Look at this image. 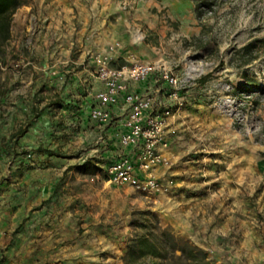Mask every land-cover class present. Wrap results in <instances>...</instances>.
<instances>
[{
	"label": "rangeland",
	"instance_id": "1",
	"mask_svg": "<svg viewBox=\"0 0 264 264\" xmlns=\"http://www.w3.org/2000/svg\"><path fill=\"white\" fill-rule=\"evenodd\" d=\"M31 1L26 0L15 13L12 36L5 46V56L0 59V80L2 88H7L6 95L0 100V127L3 128L2 133L5 132L0 141V202L3 199L1 192L9 194L12 201L22 199L18 192L23 188L22 180L14 179L18 172L41 171L55 177L65 171L69 179L64 186V199L67 203L71 199L81 200L79 216L82 219L74 221L73 226L83 228L87 222L83 216L90 214L88 219L94 226V233L83 232L81 235L106 236L111 241L106 250L121 256L122 264H128L130 247L144 236L159 244L163 257H143L138 264L155 261L192 264L188 257L193 255L189 250L183 255L181 246L184 241L180 239L204 250L208 259L217 264L211 250L199 246L167 223V214L159 205L161 198L157 193L172 187L174 181L172 178L169 180L168 172L161 174L158 169V182L164 186L159 191L114 182L111 164L125 153L122 152V143L114 144L113 131L107 132L104 141L99 139L97 132V135H90L87 142L82 125L73 122L71 115H61L63 104L52 103L57 99L55 86H47L44 81L57 78L69 66L62 61L65 54L55 46L59 40L54 37V42L48 44L43 36L53 18L39 17L37 9L29 13L21 9ZM112 2L113 9L117 5L118 8L110 15L113 39L105 51L112 45L117 46L111 62L113 67L133 58L156 66L151 76L154 74L157 80L158 100L162 98L163 103L158 102L155 107L162 113L166 133L172 140L171 148L182 151L185 157L206 155L211 151H201L197 146L191 151L183 148L189 143L200 145L203 141L232 138L226 131L231 126L238 134L234 138L256 143V156L249 161V167L242 163L245 159L233 163L232 156L223 163L216 161L214 167L219 175L232 171L253 179L249 182L253 187H246L250 191L255 190L252 199L260 204L258 193L264 191V45L258 40L264 38V0H214L212 9L205 11L202 19L197 16L194 0L185 7H180L178 0H142L137 14L133 8L137 0ZM119 12L125 13L124 16ZM194 30L197 31L193 33ZM252 41L259 45L261 56L242 66L240 50ZM76 53L74 49L71 52L73 55ZM166 69L187 84L178 101L169 97L173 86L162 77ZM244 71L256 80L255 83L248 82ZM205 76L207 80L201 81ZM33 78L35 81L31 83ZM139 83L133 82L132 88L142 94L148 92L137 88ZM199 99L205 103L207 111L189 105L190 101L196 103ZM33 104L39 105L42 114L46 109L52 113L41 121L35 116L29 118L27 112ZM14 111L17 113L15 117L11 114ZM22 123L35 128L29 135L30 142L35 140L39 143L43 139L44 149L49 148L57 156L40 159L39 146L19 143V139L13 141L11 132ZM201 127L205 129L201 130ZM129 150L128 156L136 155L134 147ZM77 206L73 207L75 211ZM257 218L264 221V214ZM71 234L68 232L65 242L70 243Z\"/></svg>",
	"mask_w": 264,
	"mask_h": 264
},
{
	"label": "crops",
	"instance_id": "2",
	"mask_svg": "<svg viewBox=\"0 0 264 264\" xmlns=\"http://www.w3.org/2000/svg\"><path fill=\"white\" fill-rule=\"evenodd\" d=\"M137 1V7L133 6L134 14L139 13L141 8L142 0ZM178 4L185 7L192 3L191 0H178ZM113 6L112 0H32L21 8L26 13L37 9L39 17L53 18L43 36L48 44L54 42V37L59 40L55 46L65 54L62 61L69 68L59 73L57 78L45 79L44 84L55 86L54 92L64 105L61 115L69 116L72 112V121L80 123L81 129L86 131L87 142L88 137L97 135V132L99 139L104 141L107 132L112 130L116 140L114 144H118L125 130L127 110L122 105L116 107V121L112 125L101 126L90 116L95 94L105 87L98 78L99 65L95 56L104 52L112 42L110 15L118 5L114 9ZM119 13L122 16L125 14ZM114 35L116 37V33ZM73 49L77 52L74 55L71 54ZM154 77L153 74L150 80L140 82L136 87L156 92L157 80ZM34 81L35 78L30 82ZM190 98L192 100L193 97ZM68 102L74 106L72 111L66 105ZM190 102L191 107L195 105L208 110L202 99ZM49 113L52 112L46 109L35 119L41 121ZM11 114L13 117L17 115L16 111ZM27 115L31 117L29 112ZM2 129L0 127V141L5 134ZM204 129L201 127V130ZM32 131L35 128L29 127L18 142L29 143L33 147L44 146L43 139L39 143L28 140ZM226 131L232 138L203 141L200 145L189 143L183 148L191 151L197 146L201 151H211L199 157H185L182 151L171 148L172 140L166 133L168 143L159 150L169 159V164L159 169L161 174L168 172L169 180L172 178L174 183L170 189L157 193L161 198L159 205L167 214V223L174 225L199 246L211 250L217 264H264V221L257 218L264 214V191L258 193L261 199L257 205L252 199L255 190L250 191L246 187H253L249 185L253 179L232 171L224 172L222 177L224 173L219 175L214 167L216 161L223 163L231 156L233 163L245 159L242 163L249 167V161L256 156V143L234 138L238 134L231 126ZM122 147V152L129 154L131 147ZM48 155L41 152L39 157L50 159L53 155L57 156ZM14 179L22 180L23 188L18 191L22 199L12 201L9 194L1 192L0 264H122L121 256L106 250L111 242L106 236L81 235L83 232L94 233V226L88 219L90 214L83 216L87 221L83 228L73 226L74 221L82 219L79 216L81 200L71 199L67 203L63 197L66 195L64 186L69 179L68 172H59L53 177L47 172L24 170L18 172ZM75 206L78 207L76 211L73 209ZM70 231L72 240L65 242Z\"/></svg>",
	"mask_w": 264,
	"mask_h": 264
},
{
	"label": "built area",
	"instance_id": "3",
	"mask_svg": "<svg viewBox=\"0 0 264 264\" xmlns=\"http://www.w3.org/2000/svg\"><path fill=\"white\" fill-rule=\"evenodd\" d=\"M116 51L117 46L112 45L95 56L99 65L98 78L105 87L95 94V101L90 105V116L99 125L109 126L116 121V107L122 105L126 108L121 143L137 151L135 157L125 154L111 164L113 181L159 191L164 186L158 182V169L169 163L158 148L168 143L165 121L155 107L156 103H163L162 98L158 100L157 92L142 94L131 86L133 82L148 80L156 66L152 62L133 58L124 65L113 67L111 62ZM162 77L173 86L169 93L171 100H180V92L187 87L186 82L168 69L162 72ZM167 112H170L169 109Z\"/></svg>",
	"mask_w": 264,
	"mask_h": 264
},
{
	"label": "trees",
	"instance_id": "4",
	"mask_svg": "<svg viewBox=\"0 0 264 264\" xmlns=\"http://www.w3.org/2000/svg\"><path fill=\"white\" fill-rule=\"evenodd\" d=\"M26 3V0H0V59L5 56L6 54V44L10 41L12 36V26L13 21L15 18V13L17 12L18 8L21 7L23 4ZM194 3L196 5L197 9V16L199 19L203 18V15L205 11L211 10L214 5V0H194ZM261 44L264 45V38H261L258 40ZM241 57H242V63L241 65L244 66L246 64H249L255 60H257L261 56V50L259 45L252 41L248 44H246L243 48L240 50ZM127 61L123 60V64H126ZM243 74L246 76L248 82L250 84L255 83L256 80L254 78L249 77V74L244 71ZM207 77H203L201 81H206ZM3 83L0 80V100L1 98L6 95L7 88H2ZM53 104H62L61 99L57 98ZM70 111L74 109V106L71 102H68L66 104ZM31 116L40 117L41 111L39 110L38 104H33L31 107V110L28 111ZM72 115V112L70 113ZM30 118V116H28ZM29 129V123L28 124H21L18 128L14 129L11 132V139L18 141L21 137H23ZM45 146H39L40 152H46L49 154H55V152L50 151L48 149H44ZM18 154H21L22 152H17ZM181 241H184V244L181 246V249L183 251V255H186L187 251H191V254L193 257H188L189 260H192V264H213L212 261L208 259L207 253L202 250L201 248L192 245L189 241H186L184 239H180ZM182 255V256H183ZM147 256H154V257H163V252L161 247L157 242H154L150 237L144 236L140 237L137 242L132 245L128 252V264H138L141 258L147 257ZM150 264H164V262L155 261Z\"/></svg>",
	"mask_w": 264,
	"mask_h": 264
}]
</instances>
